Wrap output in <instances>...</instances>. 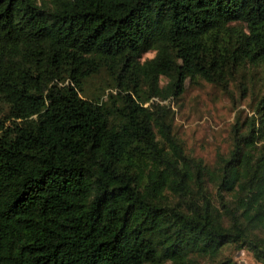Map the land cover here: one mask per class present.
<instances>
[{"label":"trees","instance_id":"1","mask_svg":"<svg viewBox=\"0 0 264 264\" xmlns=\"http://www.w3.org/2000/svg\"><path fill=\"white\" fill-rule=\"evenodd\" d=\"M252 71L264 0H0V264H264V82L211 165L170 105Z\"/></svg>","mask_w":264,"mask_h":264},{"label":"rangeland","instance_id":"2","mask_svg":"<svg viewBox=\"0 0 264 264\" xmlns=\"http://www.w3.org/2000/svg\"><path fill=\"white\" fill-rule=\"evenodd\" d=\"M153 53L147 50L141 58ZM95 80H90L88 89H92ZM164 81L160 78L159 83ZM263 82L261 71L238 77L225 90L201 78L186 81L176 103L170 104L174 109L173 131L181 139L184 150L208 165L214 164L217 153L226 155L231 145L229 132L234 116L237 114L242 119L251 113L252 97L258 94ZM223 253L230 255L236 264H262L243 249L225 248ZM202 261L206 263V258Z\"/></svg>","mask_w":264,"mask_h":264}]
</instances>
